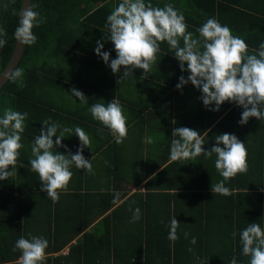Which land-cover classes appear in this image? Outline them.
<instances>
[{"label": "crops", "instance_id": "crops-1", "mask_svg": "<svg viewBox=\"0 0 264 264\" xmlns=\"http://www.w3.org/2000/svg\"><path fill=\"white\" fill-rule=\"evenodd\" d=\"M116 1L112 2L113 9ZM229 1L238 12L231 10L227 14L217 9L208 15L201 12L200 0H150L153 6L172 4L183 12L188 31L196 37V30L207 19L215 18L229 26L233 35L255 37L260 45L264 41V0ZM240 11L250 17L242 16ZM244 18L248 22L240 23ZM97 29L99 32H88L79 41V49L49 50L44 55L47 66L42 65V57L36 58L33 64L39 68L35 70L39 75L30 74L19 95L0 94V117L9 107L29 114L16 174L0 180V257L12 250L21 235L30 238V233L49 241L46 251L50 261L54 257H111L110 264H114V257H171L175 264H230L235 256L237 264H247L240 233L256 221L264 229V206L253 221L258 207L250 203L255 192L263 197L261 203L264 201V185L258 191L245 188L242 182L252 177L249 173L238 174L225 181L231 195L214 194L211 185L223 179L215 168V154L211 158L201 155L196 160H170L174 128L189 127L202 135L207 131L204 148L209 150L218 134L236 135L232 130H218L217 122L230 109L240 106L225 102L222 114L217 116L205 107L201 91L190 82L182 90L177 89L180 76L187 78L190 73L181 71L167 42L161 44L152 72L144 74L142 69H136L119 84L124 68L114 74L96 54L97 41H101L103 51L110 52L111 59L116 58L114 44L106 39L108 29ZM74 87L88 97L87 105L72 94ZM114 98L119 99L128 117V136L120 144L88 112L92 104H107ZM49 117L64 127L79 126L91 138V148L85 147L83 155L92 162L94 174L73 166L68 191L61 193L58 203L41 191L39 176L30 165L31 146L44 128L42 122ZM250 122L261 142L264 121ZM65 136L63 144L67 148L58 147L56 151L67 155L70 149L76 153L78 136ZM147 137L155 142L147 143ZM251 145L262 148L264 158V142L252 141ZM261 178L264 180V173ZM255 179L260 180L258 176ZM137 207L140 219L133 222ZM172 218L180 222L176 241L168 239ZM185 232L189 233L188 239ZM232 232L237 233L235 240ZM192 237L197 240L195 245L190 243ZM149 243L165 247L161 256L147 252ZM140 247L144 253H140ZM189 248L193 251L189 252ZM18 254L13 262H18L21 252Z\"/></svg>", "mask_w": 264, "mask_h": 264}, {"label": "clouds", "instance_id": "clouds-1", "mask_svg": "<svg viewBox=\"0 0 264 264\" xmlns=\"http://www.w3.org/2000/svg\"><path fill=\"white\" fill-rule=\"evenodd\" d=\"M37 7L31 0H25L24 7L19 11L13 9V15L19 17L14 37L20 44L31 46L37 42L33 29L45 22V18L35 10ZM105 26L109 32L106 39L114 44L116 58L111 59V53L103 51L104 44L101 41H97L95 52L114 74L120 73L123 66V77L118 80L119 84L136 69H142L144 74L152 72L161 44L167 42L180 62L181 71L190 73L187 78L180 76L177 89L182 90L190 82L202 92L200 99L210 111H219L225 102L242 107L241 119L238 121L241 125H246L253 117L264 121V42L260 43L258 49H250L243 38L233 35L229 26L222 25L215 18L207 19L196 30L199 33L196 37L188 31L183 12L172 4L153 6L150 0H120L107 16ZM5 36L6 32L0 29V49L6 45ZM4 77L17 83L18 87L24 86L22 68L15 67L7 71ZM72 94L82 104H88L89 99L82 91L74 87ZM88 112L110 131L117 144L127 138L128 117L119 99L114 98L107 104L94 103ZM28 116L27 112L21 113L10 107L3 110L0 117V180H8L16 174L15 169L24 148L21 141ZM42 123L44 128L31 146L33 158L30 165L31 170L39 176L41 191L46 192L53 203H58L61 193L68 191L74 175L71 170L73 166L86 170L87 174H94L92 162L83 155L85 147L91 148V138L81 127H64L51 117ZM66 133L79 138L80 146L74 154L70 149L67 155L56 151L58 147L67 148L63 144ZM207 135V131L202 135L200 131L189 127L174 128L170 160H196L201 155L211 158L215 154V168L223 179L212 184L211 191L214 194L231 195L225 181L238 174L248 173V150L244 142L230 133L218 134L215 145L205 150ZM146 142L151 144L155 141L147 137ZM20 167L24 166L21 164ZM139 219L140 209L137 207L133 222ZM179 226L180 222L172 218L169 240L179 239ZM28 235L30 238L21 235L12 248V252H21L17 264H46L49 241L43 236ZM231 235L235 240L237 233L232 232ZM184 237L188 239L189 233L185 232ZM240 241L242 253L249 258V264H264V229L259 223L248 224L240 233ZM190 243L195 245L196 238L192 237ZM188 251L192 252L193 249L189 248ZM230 264H237L235 256Z\"/></svg>", "mask_w": 264, "mask_h": 264}, {"label": "trees", "instance_id": "trees-1", "mask_svg": "<svg viewBox=\"0 0 264 264\" xmlns=\"http://www.w3.org/2000/svg\"><path fill=\"white\" fill-rule=\"evenodd\" d=\"M113 1L114 0H31L32 3L38 5L35 10L45 18V22L39 27L33 29L34 34L38 38L37 42L31 46L25 45L22 58L16 66L24 70V83L30 74L36 73L35 75H39L37 73L38 71H35L36 68H39L33 64L36 58L42 57V65L47 66L48 60L44 59V55L47 54L49 50H67L71 52L73 49H79V41L83 40V37L88 32H93L95 34L99 32L97 28L107 29L105 25L107 23V16L113 10ZM119 2L120 0L116 1L117 5ZM200 2L201 12L203 14H213L217 9L224 11V13L227 14L231 10L232 12L237 11L235 7L233 8L231 6L229 0H200ZM20 7L21 0H14V2L13 0H0V29H3L4 32H6L4 39L7 41L6 45L0 49V71L7 63L13 50L15 42L14 32L19 22V17L13 15V9L19 11ZM241 13L244 17H250L246 12L242 11ZM247 18L242 19L240 23H243L244 21L248 22L246 21ZM244 40L249 45L250 49L259 48V45L255 41V37ZM26 85L27 83L24 84V86ZM20 88L21 87H18L17 83L7 80L0 89V94L19 95ZM223 109L224 106L222 105L219 111L214 112L217 113V116H220ZM242 111V107H240V109H230L228 113L223 115L217 122V129L219 130V128H222L223 130H232V133L236 132V136L242 142L246 143L249 156L248 163L252 161L249 164L248 171L249 176H251L252 179L247 182H242V186L253 189V191H258L262 189V185H264V180H261L262 173H264V158L261 156L263 151L262 148L255 149L251 144L252 141L259 143L264 142V136L261 135L260 142V135L257 136L258 133L253 132L255 129L252 130V125L254 123L250 122V120L253 119V122H255V117L250 118L248 124L239 125L238 121L241 119ZM227 121L231 123H227ZM248 142L251 144L248 145ZM214 173L218 174V172ZM256 176H258V179L260 180H256ZM237 186H239V181ZM252 195L254 196H250V203H255L258 207V209L254 210V215L252 217V220L255 221L256 219L254 216L261 211L262 206H264V201L261 203L263 197H261L260 193L255 192ZM148 246L149 248L147 252H157L160 256L161 251L163 252L165 248L160 245H152L151 243H149ZM141 247L140 253H144ZM19 252V250L16 252L9 250L1 253L2 257H0V264H17L16 262H13V260L19 255ZM147 252H145V255L148 256ZM109 259H111V257H54L53 261H50L49 258H47L46 264H110ZM114 264H175V261L172 260L171 257H114ZM247 264H249V258Z\"/></svg>", "mask_w": 264, "mask_h": 264}, {"label": "water", "instance_id": "water-1", "mask_svg": "<svg viewBox=\"0 0 264 264\" xmlns=\"http://www.w3.org/2000/svg\"><path fill=\"white\" fill-rule=\"evenodd\" d=\"M24 4H25V0H21V7H20V9L22 7H24ZM24 49H25V45L20 44L15 39L12 53H11V55H10L7 63L5 64V66L3 67V69L0 71V89L7 82V79L4 77V74L7 71H10L11 69H14L18 65L20 59L22 58Z\"/></svg>", "mask_w": 264, "mask_h": 264}, {"label": "rangeland", "instance_id": "rangeland-1", "mask_svg": "<svg viewBox=\"0 0 264 264\" xmlns=\"http://www.w3.org/2000/svg\"><path fill=\"white\" fill-rule=\"evenodd\" d=\"M221 259V258H220ZM221 264V263H220Z\"/></svg>", "mask_w": 264, "mask_h": 264}]
</instances>
